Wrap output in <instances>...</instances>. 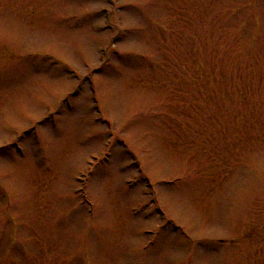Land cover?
<instances>
[{
    "label": "rangeland",
    "instance_id": "obj_1",
    "mask_svg": "<svg viewBox=\"0 0 264 264\" xmlns=\"http://www.w3.org/2000/svg\"><path fill=\"white\" fill-rule=\"evenodd\" d=\"M0 264H264V0H0Z\"/></svg>",
    "mask_w": 264,
    "mask_h": 264
}]
</instances>
